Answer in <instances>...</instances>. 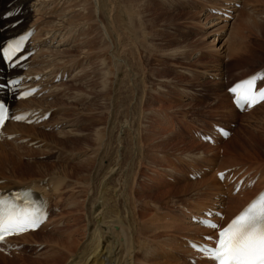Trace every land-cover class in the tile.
I'll return each mask as SVG.
<instances>
[{
    "label": "rangeland",
    "instance_id": "obj_1",
    "mask_svg": "<svg viewBox=\"0 0 264 264\" xmlns=\"http://www.w3.org/2000/svg\"><path fill=\"white\" fill-rule=\"evenodd\" d=\"M104 1L107 0H100L101 6H104L103 5ZM113 1H115L116 5H119L118 8L119 16L121 18L118 16V24L121 25L120 27L122 31L125 32V34L127 32L126 34L128 37L127 39H130L127 40L126 42L128 45H130V49L125 54H123L124 56L122 55L127 61V64L130 65V68L129 70L127 69L125 70L122 68V70H124L123 82L122 85H120L121 88L118 86H116L117 88L115 87V89H117L118 91L116 92L117 95L114 104L111 105L112 101H110L111 97L109 93L110 90L109 79H111V72L106 71L108 67L104 66L105 62L103 60L104 59L103 53L100 51L103 45V40L102 41L97 40L100 38L102 39V36H100V33L97 32L98 31L97 26L95 24L92 26L93 23H90L91 24V25L89 24L90 27L87 26L83 28L85 30L83 33V38L84 37L87 38V36L92 37L93 34H95L93 35V37H95L99 34L97 38L96 37L94 38V40L92 37L91 40L93 42L90 41L91 42L90 49L93 47L91 50L93 52L97 50L98 53L96 51V53H94L91 56L90 58L91 60L89 59L87 61H84L77 68H74L73 71L69 72L64 77V79L60 81L61 84L60 87L66 86L65 87L66 91L63 90L62 92H60L61 90L58 89L56 95H54V97L51 99V100L55 99V101H58L59 99H56L57 96H63V95L69 96L68 101L70 103L68 102L66 104L69 105L70 109L68 112L64 113L65 116H62L63 118L60 117V119L61 121L69 120L72 123H75V127L73 128V130L75 131H73L71 134H69V132L63 133L61 132L60 129H58L59 126H57L56 128L54 127L52 128L51 125H48V127L36 129L40 134L42 133L41 135L39 133L36 134L39 137L38 140H36L32 137V134H30L31 130L24 131L27 129H21V132L20 130H18L20 133H18L19 134L18 136L16 135L14 140L8 141L6 139H2L3 141L5 140L8 141V144L3 145V149L10 156L15 155L17 157H20L19 159L21 165L25 166L28 169V171H26L24 168V170L26 171V175H24L22 172L18 170H15L14 176L16 175L19 177H27V176L36 177L38 171L50 172L51 170H53V168H55L54 172H56V170H58L59 167L62 168L63 170L66 168V166H69L70 168L71 167L73 168V169L71 168L72 169L71 174H73V176L69 177V179L74 181V183H76L77 181H79L77 183H81L84 180L87 181L86 178L89 175V170H81L79 167L77 168V165L79 164L78 161H80L83 158L86 159L88 162L92 163L94 156L97 154L95 151L98 149L97 144H99L98 143L99 138L103 136L102 130L104 126H105V130L103 137L108 139L107 141L108 145L106 146L103 155L107 158H110L108 160L111 161H114L117 157H119V160L117 162L119 166L118 168H121V166H123L125 162H127V164L129 163V159L127 157L129 150L127 151L126 149H123L116 152L115 150L117 148L116 146L117 143H115L113 140L114 135L115 134L117 135L120 127L123 126V125H119L120 122L121 123L128 122V124H132L133 128L138 127L140 129V130L138 129L139 130L138 137L140 136L139 142L141 143L144 140L145 143V144L143 143L144 146L139 143V153L141 152L140 159L142 157L143 158L140 160L139 169H142V171H140V175L138 176L137 181L141 182L140 184L143 185V189L140 187L139 184L138 187L140 188L141 191L149 189V192H151V194L154 195L156 194L155 196L157 198L153 200L155 202L156 200H158L157 202L160 203L159 210L162 208L160 211L158 210L156 211L155 209L151 208L152 205L148 207L147 213L149 214V218L152 219L153 215L154 217H156L157 214L158 216H162L165 214L166 211L170 209L167 201L168 199L177 198L181 202H183L184 199L188 197V194L193 195V193L194 194L197 193L198 195H200L202 186L197 183V185H194L192 187L193 180H189L187 176L183 180L176 181L174 179L179 178V176L176 173H174L176 175L172 182L170 181V179H166L167 183H161L162 179L167 178V176L163 174L164 170L162 169V166L167 165L168 168L170 166L169 162L175 163L176 158L178 161L182 160L185 163L190 161L191 164H194L196 166H201V163L206 164V166L203 165V167L205 166L206 170L197 169L199 171L204 170L202 171L203 173H201L202 174L201 180H198L200 179L198 178L197 182H200L204 179L207 180V178L209 177L212 178V174L214 173V170H216L217 167H220L225 161V159H229L231 157H234L235 155L237 156L235 158L238 159L236 161H241L238 163L241 164L236 165V168H233L232 172L237 171L235 173L243 172L244 174V172L246 173V171H249L250 168L253 167V165H250L251 167L246 166L248 165V163H251V160L249 158L246 159L247 161L243 160L242 158H239L242 156H239L238 154L244 153V150L242 148H239V145L237 146V144L238 142L243 143L244 145L243 148L246 147L247 149L251 150L252 149L250 147L251 142L253 144L257 142L260 143L261 139H264V104L259 108H257L256 111L254 110L248 114L239 116V113H237L234 116V117L237 116L236 121L232 123L226 120L227 125H229L231 129H233L232 134H230L229 137H227V139L232 137L233 140L230 141L227 145H231L232 143H235L236 145V146L233 145V147L230 146L232 148L230 154L227 155L224 154L225 148L222 147V144L226 142L227 139L226 140L221 139L219 143L214 144L213 146L217 148H213L207 146V144L206 145L201 144L200 141L196 140L193 137L190 138V135L194 133L195 130L193 129H198L199 127H201V129L204 132H211L212 123L210 129L202 126L208 125L209 122L211 121L218 122L223 120V118H221L219 115L221 112L224 111L225 113V111H227V106H226V104H228L226 98L227 90L225 87H227L230 83H233L237 79L255 70L256 71L262 70V72H264V67H263L264 66V0H238V4L241 5V7L236 10L235 18L229 21L228 28L225 31L223 38V40L226 39L225 49H230L229 52L232 53V57H229L226 53H223L222 55L219 56L217 55V53L205 49V44L204 45L202 44L204 43L203 34L207 30L205 28L207 27V25L202 24L203 18L205 17L204 14L207 12L208 7H210L214 3L215 4L219 3L218 0H132V1L127 0L128 3L126 0H125L126 2L122 0V2L125 4H123L120 0L118 1L113 0ZM118 2H120V4L122 3L123 5L122 4L120 5ZM134 3L136 4V7ZM126 6L128 7L126 8ZM122 7L125 9H121ZM90 12L91 11L89 10L87 12L88 16L86 15L84 17L85 19L87 18L86 20L88 21L89 19L91 20L92 18V15L89 14ZM101 12L103 14L102 16H100L101 21L108 28H111L110 27L111 19L110 18H109L110 20L108 19L109 13L107 11V7L101 9ZM132 18L134 20L136 19L135 20L136 23L133 22ZM242 19L246 21L245 22L246 24ZM135 30L137 31L135 32ZM233 36L235 40H232L234 39ZM113 40H114V45L116 47V38L113 37ZM139 40H142V42H140ZM130 41L132 43H130ZM94 42H96L97 44L96 43L94 44ZM119 51L120 50H118V52ZM130 53L133 54V56L135 53L136 57L135 56L133 57L132 55H130ZM138 58L140 59L139 61ZM136 62H138L137 65ZM135 65L138 67L135 68L134 67ZM131 69L133 70L130 71ZM98 70L99 72H97ZM104 70L106 72L105 73L106 75L104 74ZM77 71L79 72L75 75L74 72ZM90 72L91 73L93 72L92 74L95 77H92V74ZM221 74L225 75L222 80L219 78ZM142 75L143 76L145 75L144 76L145 78ZM76 76L79 79H77ZM83 76L85 77L83 78ZM132 80H134L133 81L134 83L132 82ZM135 80L138 83L135 82ZM63 81H65V83H63ZM85 81L88 82L86 83ZM133 84L135 85V87L132 86ZM137 85H138V89H137ZM127 89L129 94L127 93ZM131 90L133 91L134 95H137L136 93L138 92L140 93V94L138 93L139 99L137 103L135 102L136 100L134 99L133 101H130ZM68 92H70V94ZM142 94H144V96ZM71 96L73 97L70 98ZM123 102H125V104ZM133 102H134L133 108L135 110L132 108ZM71 106L73 107L71 108ZM117 110H119L120 114L118 113ZM128 111L130 113H128ZM114 112L115 113L117 112L118 114L117 113L115 114ZM113 113L115 117L113 116ZM89 114L91 116H88ZM56 116L57 115H55L53 118H55ZM111 116L112 118L114 117L112 119L113 120L112 131L108 127V124H105L107 121H110L109 118H111ZM50 118H52V116ZM57 124L62 127L61 124L59 123ZM46 129H50L52 131L55 129L54 130L55 132L50 133L47 132ZM128 129L130 131V127H128ZM66 130L69 129H64L63 131ZM191 130L193 131L191 132ZM99 134L101 136H98ZM141 135H142V139H140ZM44 137L45 140L48 142L47 144H50L55 147L54 153L57 156L58 162L46 163V162H35L34 160L28 161L26 158H30L31 156H38L41 154L43 155L52 154L53 152L50 153L51 151H48L47 148H44L46 151L44 152V151H39L38 149L33 150L32 148L26 147L25 145L19 146L17 144V141L27 139V141L30 142V139H32L33 141H37L38 143H40L42 140L39 139H43ZM250 139L252 141H250ZM150 142L152 143V146ZM146 143L147 144L150 143V144L147 145ZM40 144H44V143H40ZM159 144H161V146ZM130 145L127 147L130 148L131 147ZM96 146L97 149L95 148ZM151 148H153V150ZM65 151L74 154V158H72L69 155H66ZM93 151L95 152V154ZM210 152H215L213 158L207 157L208 153ZM200 153H203L205 155ZM260 153L261 156L263 157V159L261 160L264 161V150H260ZM196 154H200V155L198 158L194 159L193 156ZM221 156L222 158H220ZM13 158L16 159L15 157ZM127 164H125V166ZM230 164L231 163L227 162L226 166H230ZM40 165H43L44 167H41ZM233 165L234 164H232L231 166ZM178 168L180 171H183L186 168V165L183 166V168L182 166H179ZM239 168H242L244 171H240ZM10 169L11 167L9 168V170ZM43 169L46 171H44ZM135 172L139 173L138 167L134 168L133 173ZM92 174H93V170H92ZM102 175L97 178V182L95 181L97 185L99 183V180H101ZM258 181L255 182V185L253 186L254 188L255 186H257ZM186 185L191 186V188L189 187L190 189L188 188L185 191L181 190ZM78 186L79 185L75 186V193L72 194V196L66 194L67 197L70 196V198L67 199V203L69 204L70 201L73 203V205H75L74 208L72 207L73 210L67 207L68 204L64 206V209L58 207L57 210L52 205H50V203L49 206L50 209L52 210L51 217L54 216L56 220L60 218L63 219L62 217H65L67 219L61 221L59 224L62 231H66L71 227V229L73 228L75 229L74 231H76L77 234L81 235L83 232L82 228L84 229L83 226L84 222L83 220H81L80 212H82L81 210L83 203L82 200L84 199L83 195L85 193L83 192L84 193L83 194L82 193L83 189ZM195 186L197 188H195ZM194 188L196 192L193 190ZM77 190H79L80 193ZM171 191L173 192L171 193ZM184 192L185 195H183ZM144 193L146 194V191H144ZM201 198H203V195H200L199 197L189 200L201 201ZM165 199L166 201H164ZM80 200L82 202H80ZM54 211H59L58 212L59 214L55 213ZM76 212L77 214H75ZM71 217L74 223H71L72 222ZM142 219L146 223L150 221V219L144 216L142 217ZM64 222L68 226L62 225V223ZM51 228H53V226L49 227L43 232L35 233L29 237H26L24 238L25 241L23 240V238H17V239L20 242L22 241L23 243L34 244L38 246V244L42 243L47 238V236L51 234L50 233L52 230ZM212 234H208V236L209 235L213 236ZM160 237L161 235L159 236V238ZM75 238H78V236H76ZM65 245L68 246L69 244L67 243ZM16 247L17 246L15 245V248ZM41 252L38 255H41ZM22 261L23 262L25 261L26 264H42V258H38V256H35L34 258H30L25 256L23 257V256L9 255L0 250V264H24L22 263ZM194 262L195 261L189 258L190 264H194Z\"/></svg>",
    "mask_w": 264,
    "mask_h": 264
},
{
    "label": "bare ground",
    "instance_id": "obj_2",
    "mask_svg": "<svg viewBox=\"0 0 264 264\" xmlns=\"http://www.w3.org/2000/svg\"><path fill=\"white\" fill-rule=\"evenodd\" d=\"M120 1L122 2V0ZM224 1L230 2V0H224ZM103 3H104L103 4L104 6H101L100 0H5L4 3H2V0H0V37L3 41L10 37L16 36L31 27H34V29H32L33 33H35L33 34V37H32V41H33L32 46L34 50V56L32 57V59L30 58L28 59L29 61L28 69L24 72V76L25 78L29 79L28 84H32L36 86L40 85V93L42 91L44 92V94L41 97L34 96L30 99H27L25 101H19V102L11 101V106L16 111H24L28 109H34L36 111L42 110L43 112L52 111V115H51L52 118H50L46 122H43L40 125L24 126V124L6 123L4 127V132L6 134H15L18 136L19 135L18 133L21 132V129H27L24 131L31 130L30 134H32V137L38 140L39 137L36 134L39 132L36 129L45 128V127H48V125H51L52 128L53 127L56 128L57 126H59L58 129H60L61 132L63 133L69 132V134H71L73 131H75L73 130V128L75 127V123H72L69 120L61 121L60 119V117L65 116L64 113L68 112L70 109L69 105L66 104L69 102L68 101L69 96L67 95L57 96L56 99H59L58 101H55V99L54 100H51V99L54 97V95H56L61 85V84L60 85L54 84V82H59L63 80L64 77L69 72L73 71L74 68H77L84 61L89 60L91 56L94 53H96L97 50L95 52L91 50L93 47L90 49L91 47L90 41H92L91 39L93 35L95 34L93 35L91 34L92 37L89 35L91 38L88 36L87 38L85 37L83 38V33L85 31L83 28L87 26L90 27L91 25L90 23H93L92 26L94 24L97 26V30H98L97 32H99L100 36H102V39L100 38L97 40H100V41L103 40V45L100 51L103 53V58H104L103 60L105 62L104 66L108 67L106 71L111 72V79H109L110 80L109 93L111 97L110 101H112L111 105L114 104L116 95H117L116 92L118 91L117 89H115V87L116 86L120 87V85H122V82H123V77H124L123 71L124 70H122V68L125 70L126 69L129 70L130 68V65L127 64V61L123 57L124 56L123 54H125L130 49V45L126 43L127 40H130V39H127L128 38L126 35L127 32L125 34V32H123L120 27L121 25L118 24L119 5H116L115 1L113 0H107V1H104ZM118 3L120 4V2ZM215 5L217 4L214 3L213 5L208 7L207 12L204 14L205 19L203 18L202 24L207 25V27H205L207 30L203 34L204 43L202 44L203 45L205 44V49H208L211 52L217 53V55L219 56L222 55L223 53H226L229 57H232V53L229 52L230 49H225L226 39L223 40L224 33L228 28V24H229L228 20H226L225 18L216 16V15L213 16L212 14H209L208 12V10L211 8H214ZM104 7H107V11L109 13L108 19L109 18L111 19L110 21L111 28H108L100 19V16L103 15L101 12V9H103ZM127 7L128 6H126V8ZM135 7H136V4H135ZM221 7H224V5ZM30 9H34V11L36 12L35 15L38 14L35 18L31 15ZM121 9H125V8L122 7ZM229 9L232 10V7L229 6ZM89 10L92 12V13L91 12L89 13L90 15H92V18L90 16L91 20L89 19L88 21L86 20L87 18L85 19L84 17L88 14L87 12ZM8 11H18V15H15L9 19H3V15ZM135 20L133 19V22H135ZM17 21H20V23L16 27H12V24ZM243 21L244 23L246 22L245 20ZM136 31L137 30H135V32ZM97 36L95 37L97 38ZM95 37H93V40ZM113 37L116 38V47L114 45ZM232 40H235V38ZM139 41L142 42V40H139ZM96 42H94V44ZM130 43L132 42L130 41ZM94 48H97V47H94ZM118 50L120 51L118 52ZM130 55L133 56V54L131 53ZM134 56H135V53H134ZM139 60L140 59L138 58V61ZM137 64L138 62H136V65ZM136 65L134 66L135 68L138 67ZM132 70L133 69H131L130 71ZM258 71L255 70V73L257 75L259 74L258 75L259 80L263 82L264 72H262V70H258ZM78 72L79 71L74 72V74L76 75ZM97 72H99V70ZM105 73L106 72L104 70V74ZM251 73L237 79L236 81L247 77ZM7 74L8 73L5 70V66L2 64L0 60V78L3 76H6ZM12 75H20V73L12 74ZM77 76L76 78L79 79ZM38 77L40 79H37ZM84 77L85 76H83V78ZM92 77H95V76H93L92 74ZM133 81L134 80H132V82ZM89 82H90V79H89ZM135 82L137 81L135 80ZM132 86L135 87L134 84ZM128 89H127V93H128ZM137 89H138V85H137ZM138 93H136L137 95H134L133 91L131 90L130 92L131 100L130 101H133L134 99L136 100L135 102L137 103L139 99ZM142 95L144 96V94ZM227 96L228 94H226L227 102L229 101V104H227V110H228V113L234 117L237 114V112L234 109V107L230 104L232 98L229 96L227 97ZM72 97L73 96H71L70 98ZM6 98H7V93L0 90V99H6ZM123 103L125 104V102ZM263 104L264 103H262L260 106H262ZM133 105H134V102L132 104V108H133ZM260 106H257L252 111L256 110ZM72 107L73 106H71V108ZM119 110L117 111L120 114ZM252 111H248V112L250 113ZM70 112H73V111H70ZM114 113H113V116L115 117ZM128 113L130 112L128 111ZM55 115L57 116L53 118ZM88 116H91V115L89 114ZM113 118L111 116V118H109L110 121H107L105 123V124H108V127L110 128L111 131L113 130L112 128ZM57 123L61 124L62 127L58 125ZM119 125H123V126L120 127L118 134L117 135L115 134L113 138L114 142L117 143L116 145L117 148L115 151L118 152L123 149H126L127 151L129 150V153H128L129 156L127 155L129 159V163L127 164V162H125V164H127L126 166L125 164H123L124 167L121 166V168H118L119 166L117 162L119 160V157H117L114 161H111V160H108L110 158H107L103 155L105 148L108 145L107 143L108 139L103 137L104 130H105V126H104L102 130L103 136H101L100 134L98 135L101 137L99 138V142H98L99 144H97L98 149H97V146L95 147L97 149L95 151L97 153L95 156H94L95 152L93 151L94 158H93L92 163L88 162L86 159H83V158L80 161H78L79 164L77 165V168L79 167L81 170H89V175L86 178L87 181L85 180L83 182L80 181L81 183H77L79 181L77 182L75 181L76 183H74V181L69 179V177L73 176V174H71L73 168L71 167L72 168L71 169L69 166H66V168L63 170L62 168L59 167L58 170H56V172H54L55 168H53V170H51L50 172L38 171V174L36 177H31V176L19 177L16 175L14 176L15 170H18L22 172L24 175H26V171H28V169L25 166L21 165V162L19 159L20 157L12 155L18 160L17 161L3 149V145L8 144V141L6 140L3 141L2 139H0V170H1L0 171V190L1 191L13 192L14 190H17L19 188L32 187L33 189L43 192V194L48 198L50 205H52L56 210L58 207H61V209H64V206L68 204L67 199H69L70 196H72V194L75 193L76 185H79L78 187L83 189L82 193L83 192L85 193V194L83 193L84 199L82 200L83 201L82 207H81L82 212H80L81 220H83L84 222L83 224L84 229L82 228L83 232L81 235L77 234L76 231H74L75 229L74 228L71 229V227L66 231H62L59 224L61 221L65 220L66 218L62 217L63 219L57 218L58 220H56L54 216L50 217L47 223L42 228L38 229L35 232V233H40L48 229L49 227L53 226V228H51L52 229L50 232L51 234L48 235L47 238L42 243L39 244L43 246L44 248L42 250L43 252H41V255H38V258H42V264H139V260L136 256V252L139 249H142V247L137 245L140 237H141L142 243H144L143 249L149 250L148 252H150L151 254H152V251H150V248H148L149 246H147V243L153 242L154 238L156 239L155 243L157 244L159 253H156V258L152 262L153 264H190L189 258L195 261L194 264H213L211 260L199 255L198 253L194 252L192 249L189 248L190 242H196V243L208 242L210 240H208L207 238L208 237L213 238L214 236V234H212L214 233L213 230L203 228L201 225H198L197 223L193 222V218L195 217V215H190L189 218H185L182 215L178 214L175 216L174 219L170 220L171 221L170 225H168L170 222H167L164 225L162 224L160 230H158L157 227H155L154 221L151 218H149L147 209L148 207H150V205H152L151 208L155 209L156 211L157 210L159 211L160 203L157 202L158 200H156V202L153 200L157 198L155 196L156 194L155 195L151 194V192H149V189L142 190V191L140 190V188L138 187V184H136L137 179H138V173L137 172L133 173L134 168L138 167V165L140 166V160L143 158L142 157L140 159L141 152L139 153V143H140L139 137L140 136L138 137V135H139L140 129L138 127L133 128L132 124H128V122L126 123L120 122ZM127 126L130 127V131ZM217 128H218L217 126L214 127L213 133L212 135H210L213 138V140L216 141L215 144L219 143V141L221 140V137L218 134H216L214 131ZM64 129H69V130L63 131ZM18 130H20V132ZM210 136H206L205 138L210 137ZM150 138H151V135H150ZM140 139H142V135ZM41 140L42 141L40 143H44L45 148H47L48 151H51L50 153L52 152L54 153L55 147L50 144H47L48 142L45 140V137ZM232 140L233 138L230 137L227 139L226 142L222 144V147L225 148V152H226V153L224 152V154L226 155L230 154L231 152L232 148L230 146L232 147L233 145L236 146L235 143H232L231 145H227ZM250 141L252 140L250 139ZM143 143H144V140L140 144L143 145ZM263 143H264V139H261L260 143L257 142L253 144L251 142L250 147L252 149L249 150L246 147L243 148L244 146L243 143L238 142L237 146L239 145V148H242L244 150V153L238 154L239 156H242L239 158H242L243 160H246L247 158H249L251 160V163H249L248 165H253V167H251L249 171H246V173L244 172V174L243 172L242 173L240 172V175L236 178L235 172L237 171H234V172L231 171L228 174L227 169L236 168V165H240L241 163L240 164L238 163L241 161H236L238 160L237 158H235L237 157L236 155L235 156L233 155L234 157H231V158L226 157L229 159H225L223 164L220 167H217L216 170H214V173L212 174V178L209 177L207 178V180L204 179L200 182H197V181L192 182V187L194 185H197V183L202 186L200 195H203V198H201V201H192L188 199V202H187L188 206H186L185 208H182L180 213H184L185 210L186 211L188 210L192 213H199V212L207 213L211 216L213 214L214 205H217L218 208H220V212H223L225 214V218L222 221V224H224L231 217L236 215L244 206H246L261 191L262 188H264V183L259 184V181H258L262 176H264V161L261 160L263 159V157L261 156V153H260V150H264ZM129 145L131 146L130 148L127 147ZM159 145L161 146V144ZM151 146H152V143H151ZM151 149L153 150V148ZM65 153L66 155H69L72 158H74V154L66 152V151ZM176 162L177 161L175 160V163ZM227 162L231 163L230 166H226ZM232 164L234 165L231 166ZM40 166L44 167L43 165H40ZM179 166L180 165H177V164L174 165L175 170L173 169L172 165L168 167L169 171H171L172 173H176L179 176V178L174 179L176 181L183 180L188 175V172L185 175L183 171H180L178 168ZM10 167L11 169L9 170ZM24 168L26 171L24 170ZM194 169H195V175L201 174L203 173L202 171H204V170L199 171L200 169L197 170V168H194ZM239 169L240 171H244L242 168H239ZM253 169H256L259 172H255V170ZM74 170H77V169H74ZM92 170H93V174H92ZM218 174H222V178L220 180L217 178ZM101 175H102V178L101 180H99V183L97 185L96 184L97 178ZM256 181H258L257 186H255V188L254 187L251 188L250 184H254ZM232 183H234V185L229 187V185ZM223 186H228V189H224ZM189 187L191 188V186L186 185L181 190L185 191ZM195 188L197 187L195 186ZM195 188L193 189L194 191H195ZM173 189H176V188H173ZM144 191H146V194L144 193ZM173 191H171V193ZM66 194L70 196L67 197ZM183 195H185V192ZM82 201L80 200V202ZM164 201H166V199ZM74 206L75 205L73 204L72 205L68 204L67 207L69 209H72V207L74 208ZM75 214H77V212ZM188 214L190 213L188 212ZM143 216L150 219V221L147 223L143 221L142 219ZM153 218H156V217H154L153 215ZM75 221H76V218H75ZM71 223H74L73 219ZM167 230H168V233L170 234L167 233L166 235L164 233ZM35 233H29L19 238H23L24 240V238L29 237ZM208 234H212L213 236L211 235L208 236ZM160 235L161 237L159 238ZM76 236H78V238H75ZM182 240H185V242ZM67 243L69 244L68 246L65 245ZM22 263L26 264L25 261L24 262L22 261Z\"/></svg>",
    "mask_w": 264,
    "mask_h": 264
},
{
    "label": "snow or ice",
    "instance_id": "obj_3",
    "mask_svg": "<svg viewBox=\"0 0 264 264\" xmlns=\"http://www.w3.org/2000/svg\"><path fill=\"white\" fill-rule=\"evenodd\" d=\"M21 44L22 41L8 45L5 55L9 60L20 50ZM256 83L254 77L230 89L238 105L252 107L264 101V89L257 91ZM7 118V109L0 106V126ZM13 118L23 119L19 116ZM18 199L20 197L12 201L0 198V242L7 237L35 230L42 223L40 210L27 203L18 205L15 203ZM204 226L217 228L212 223ZM207 239L211 241L212 238ZM199 251L214 264H264V194L219 231L214 246L199 247Z\"/></svg>",
    "mask_w": 264,
    "mask_h": 264
}]
</instances>
